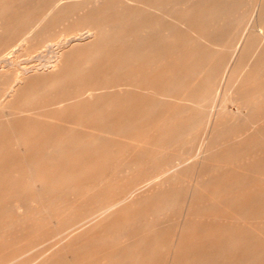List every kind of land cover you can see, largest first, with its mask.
Here are the masks:
<instances>
[{"label":"bare ground","instance_id":"obj_1","mask_svg":"<svg viewBox=\"0 0 264 264\" xmlns=\"http://www.w3.org/2000/svg\"><path fill=\"white\" fill-rule=\"evenodd\" d=\"M245 1L0 0V137L7 132L11 149L25 163L22 184L37 196L32 200L14 197L5 207V213L9 207L21 217L16 226L29 221L30 210L44 213L52 227L60 225V213L44 206L59 182L71 200L83 203L88 194L82 191L91 186L78 188L79 181L71 180L75 169H67L65 180L51 178L50 184L42 164L74 165L96 147L113 158L127 155L130 159L122 163L124 170L137 172L142 176L139 181L153 184L149 197L154 198L153 204L142 214L154 221L157 235L139 239L136 233L125 230L122 251L136 241L143 250L153 245L160 227L168 222L166 213L178 206V190L185 179L194 178L195 182L188 186L179 208L186 219L180 234L172 238L175 246L170 249L169 264H180L182 258L193 254L194 245L186 240L197 216L209 222L218 219L215 212L222 211L237 213L234 219L242 224H264V190L254 187L245 197L225 195L230 188L238 191L256 179L264 182V0H254L255 19L249 31L244 29L228 47L224 39L237 25L235 14ZM201 43L210 44L211 51L201 48ZM225 49L230 55L223 64L218 56ZM20 54L25 60L19 59ZM221 73L220 88L224 89L211 94L215 83L210 76ZM208 99L222 103L208 121V132L190 162L184 158L186 145L180 139L188 131L191 111ZM225 100L240 104L232 119L222 118ZM46 106L59 112L52 129L38 120V108ZM114 115L121 117L116 125ZM142 120L147 126L134 127ZM178 120L183 121V128H164L165 122ZM99 122L104 126L99 128ZM139 130L144 131V137L136 144L137 152L113 150L110 139L133 140L132 132ZM3 153L0 147V155ZM232 173L238 176L227 179ZM214 185L218 190L211 192ZM145 200L135 189L82 206L71 224L58 233L63 237L54 255L34 264H74L78 251L89 247L88 242H78L79 237L126 206L141 205ZM206 201H212L208 207ZM221 229L222 245L211 242L195 252L191 264H218L230 249L264 239L258 229L239 234ZM16 240L11 237V241ZM13 250L8 257L0 255V264H24L18 259L27 250L19 246ZM262 250L254 246L247 256L231 259L232 264H256ZM138 264H142L141 258Z\"/></svg>","mask_w":264,"mask_h":264},{"label":"rangeland","instance_id":"obj_2","mask_svg":"<svg viewBox=\"0 0 264 264\" xmlns=\"http://www.w3.org/2000/svg\"><path fill=\"white\" fill-rule=\"evenodd\" d=\"M254 7V0H246L241 4L238 12L235 14L237 17V19L235 20L237 25L232 27L230 33L226 34L227 38H224L227 42V47L232 44V41L239 39L241 33L244 32V29H246L247 27L248 31L251 29V25L255 19V14H253ZM181 31L184 30L181 28ZM192 44H194V42ZM201 44V48H203L205 51H211L212 47L210 44ZM15 48L16 45L12 47L10 51L14 50ZM229 55L230 52L228 51V49L222 50L221 52H219L218 59L221 63L224 64L228 61ZM25 58L26 57L24 55L20 54L19 59L21 61L25 60ZM210 59H212V57H210ZM220 70L222 71L223 68L221 67ZM221 77L222 73L217 74L213 77L210 76V79L212 78V81H214L215 83L211 94H214L219 90ZM221 89L223 91L224 87H221L220 90ZM49 96L51 95H48L47 97H45V99H48ZM221 103V100L214 103L211 99H208L202 104V107L200 106L201 108L197 107L191 111L192 119L190 120L191 122L189 121V127L191 128L188 127L187 133L184 134L183 139H180V142L185 143L186 148L188 146L187 149L185 148L184 158L188 159L190 162H193L196 157L198 145L202 136L206 132H208V121L214 118V115L218 110L217 108ZM223 105L224 110L222 112V118L226 120L232 119L236 115L238 109H241L240 104H237V101L230 102L228 100H225L223 102ZM38 114L39 122H41V124L46 126L48 129H52L54 127V122H56L54 118L59 115V112L55 108H53V106H46L44 108H38ZM100 117L101 116L99 115V118ZM112 118L115 119V122H113L114 125H116L117 119L121 117L119 115H114L112 116ZM182 123L183 121L181 120L175 121L172 124L168 123L167 121L164 123V128H167L168 130L171 127L181 129L183 128ZM140 124L143 125V127L147 126V122L145 120H142L136 123L134 127L139 128ZM103 126L104 123L99 122V128ZM243 128L245 130H248L245 127H242V129ZM140 133L142 135H140ZM132 134L135 135V139L133 140L122 137H115L113 139H110V142H107L111 143L114 146L113 150H115L116 152H137L139 148H137L138 146L136 144L138 142L142 143L141 141H143L142 139L144 137V131H133ZM3 136L0 137V147L4 151V153L0 155V230L2 229L0 233V244L2 243V246L4 244V247L0 249V255H2L3 257H8L14 254L15 250L13 249L19 246L20 249L27 250L26 253L22 254V256L18 259L20 263L34 264L38 260L49 259L50 256L54 255L55 251L60 247V239L63 236L61 237L58 233L64 231L66 229V226L71 224V222L75 219L76 214L82 211V206H93L98 198L100 202V200L108 199L111 196L122 195L136 189V193L140 196L142 195V198L144 197L146 199L145 203L135 206H126L122 211L114 214L110 220L100 222L93 229L91 228L89 232L79 237L80 240H78V242H88L89 247L83 252L78 251V259L74 264H138L139 258L142 259V264L170 263L172 259L170 249L174 248L175 246L172 238L180 234L184 227L186 219L185 212H179V208L182 207L184 203V197L185 193L188 190V186L190 185V183L192 184L195 182L194 178L185 179V181L180 183V189L178 190L180 196L178 206L173 212L166 213L168 214V216L166 217L168 222L164 224L165 226L163 225V227H160L158 239L154 241L153 245L143 250L142 248L136 246L138 244L136 243L138 241H136L135 244L130 248L122 251L124 239L121 237V234L125 230H131L132 232L136 233L139 239H141L140 236L150 239L151 237H154V235H157L155 233L156 231L153 230L154 221L146 218V216H143V214L150 209L149 206L153 204L152 201H154V198H149L152 194L151 187L153 184L151 185L147 184V182L139 181L142 176L140 174L138 175L137 172L131 173L126 169L124 170L122 163L130 159L127 155L123 157L116 156L113 158L111 157L112 155L104 153L103 150L105 149L96 147L95 150H88L84 160L79 161L74 165L70 164V167L66 163H61L59 166L54 165L51 167L49 166L50 164L48 165L47 163H45L44 165L46 167L42 164V167H44L49 174V176L46 177V181L50 184L52 179L65 180L67 177H69L67 176L69 174L67 172V169H75V172H73L74 174L71 173L74 175L73 177H71V180L79 181V183H76L79 184V189H82L83 185L91 186L90 189L84 188L83 191L81 190L82 192L87 193L89 197L87 196V198L84 199L83 203H80L79 200L75 202V200H71L69 194H67L68 192L65 191V185L62 182H59L55 186L57 190L55 189L50 191L51 193H49L48 198L44 201V206H50L51 210L55 209L54 211L60 213V225L54 228L50 225L48 220L44 218V213L42 214L40 210H30L29 221L16 226L15 221L21 217L19 216V214L12 211L9 207V210L7 209L5 213V207L10 201L14 199V197H18L22 200H32L34 198H37V196L34 195V191L31 188L25 187L24 184H22L26 177V173L23 169L25 166L24 160L17 151H13L11 149L10 142H8L7 140V132H5ZM232 139L233 135L229 137L230 141H232ZM124 145L126 147H124ZM233 159L235 160L236 158ZM70 160H73V158ZM240 162L241 160L239 161V163ZM92 167L93 169H91ZM229 176L230 177L227 179H233L237 177L238 174L232 173ZM254 187L258 188L260 191H263L264 182L259 178L256 179L254 183L248 187H240L238 191L235 190L232 192V189L230 188L229 190L231 191H226L225 195L228 194V196H233L231 194H237L241 195V197H245L249 192H251L250 190L254 189ZM216 190H218L217 185H214L210 188L211 192H214ZM62 191H65L64 194H62ZM220 191H222V189H219V192ZM56 197L57 200L55 199ZM211 202L212 201H206L207 207ZM1 211H3L4 213ZM1 213L3 215H1ZM235 214L237 213L232 214L228 212V214H225L222 211L215 212L214 216H218V219H211L209 222L204 220L202 217L197 216L193 218V222L191 224V234L188 235L187 240H185H191L192 245H194V251L193 254L191 253L189 256L182 258L180 264H191L193 261V257L196 254L195 252H197L198 250H204L206 246L211 244V242L215 246H217L216 243H218L219 246L222 245V241L220 239V230H222V227L226 230L229 229L230 231H234L237 234L244 231L250 232L251 229L261 230L264 234V224L254 225L253 223H239L236 219H234ZM222 218H224V220H220ZM4 223L6 225L7 223H9V225L6 226ZM249 225L251 226V228H247ZM23 228H25V236H23L24 233L21 235L15 234L17 233L16 230H22ZM205 235H211L212 237L205 240ZM13 236L17 238L16 241H11V237ZM214 236L218 237L215 238ZM186 241H184V243H186ZM254 246L263 249L262 255L260 256L256 264H264V239L262 238H260V240H255L253 242V245H248L245 242L241 245V247L238 246L236 248L230 249L229 252L225 253L222 259L218 261V264H232V262H234L232 260L242 258L244 255L247 256L246 254L251 249H254ZM6 249H8V251Z\"/></svg>","mask_w":264,"mask_h":264}]
</instances>
